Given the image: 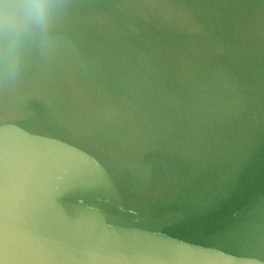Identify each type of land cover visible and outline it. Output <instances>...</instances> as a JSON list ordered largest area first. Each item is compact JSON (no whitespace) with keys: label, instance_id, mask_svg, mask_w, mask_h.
<instances>
[{"label":"water","instance_id":"water-1","mask_svg":"<svg viewBox=\"0 0 264 264\" xmlns=\"http://www.w3.org/2000/svg\"><path fill=\"white\" fill-rule=\"evenodd\" d=\"M0 264H264V0L0 39Z\"/></svg>","mask_w":264,"mask_h":264},{"label":"clouds","instance_id":"clouds-1","mask_svg":"<svg viewBox=\"0 0 264 264\" xmlns=\"http://www.w3.org/2000/svg\"><path fill=\"white\" fill-rule=\"evenodd\" d=\"M67 0H0V39L19 43L32 32L46 34Z\"/></svg>","mask_w":264,"mask_h":264}]
</instances>
